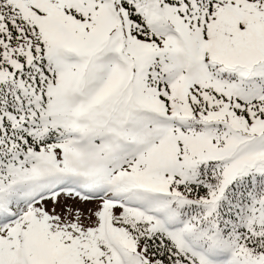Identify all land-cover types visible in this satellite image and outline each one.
I'll use <instances>...</instances> for the list:
<instances>
[{"label":"snow or ice","instance_id":"snow-or-ice-1","mask_svg":"<svg viewBox=\"0 0 264 264\" xmlns=\"http://www.w3.org/2000/svg\"><path fill=\"white\" fill-rule=\"evenodd\" d=\"M0 264H264V0H0Z\"/></svg>","mask_w":264,"mask_h":264}]
</instances>
